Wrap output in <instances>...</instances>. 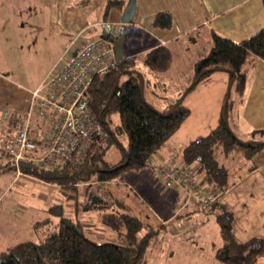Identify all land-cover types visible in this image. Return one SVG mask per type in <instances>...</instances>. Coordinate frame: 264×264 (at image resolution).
Masks as SVG:
<instances>
[{"label": "crops", "instance_id": "0c3cea01", "mask_svg": "<svg viewBox=\"0 0 264 264\" xmlns=\"http://www.w3.org/2000/svg\"><path fill=\"white\" fill-rule=\"evenodd\" d=\"M77 1L15 0L14 4L16 2L18 7L22 6L23 13L19 14L20 9L13 8V0H6L4 5L0 0L2 136L10 137L13 131L19 129V124L13 125V114L24 115L32 91L46 77L68 41L77 37L81 42L99 36L100 28L97 24L104 23L101 7L106 0H89L83 7L73 10L67 8ZM120 1L125 5L126 0ZM2 6L7 9L2 11ZM121 13L112 10L106 22H119ZM158 13L169 14V29L150 26L152 17ZM27 22L31 24L29 30L36 29V36L29 34L26 27L22 26ZM263 27L261 0H135L132 21L124 25L122 50L123 58L138 73L142 98L158 112H167L179 102L189 111L175 133L152 154L148 161L152 172L155 163L170 158L181 161L182 148L205 136L214 127L222 103L229 95L228 79L224 73L216 72L200 78L194 72L195 63L208 54L211 46L210 32L230 42L239 43ZM22 32H26L25 39L21 38ZM17 37L19 39L15 40ZM157 47H165L170 53L167 69L159 72L150 71L143 65L145 55ZM136 63H140L145 70H137ZM229 100L233 102L230 116L240 135L249 138L255 136L253 131L264 129V58L256 60L248 69L243 95L232 92V99L229 96ZM44 130L41 129L39 138L44 137ZM146 177L151 181L153 176L151 179L148 175ZM193 178L200 196L184 208L180 201L184 198L182 191L159 186L153 188L147 185V190L142 191L145 197L155 201L157 207L149 206L143 198V206L128 204L126 199L121 200L123 212L137 219L146 229L157 233L145 252L146 264L151 262L150 259L154 264H160L163 259L173 257L177 253L176 247L184 246L182 244L193 246L189 253L190 257L194 255L195 258L187 260L192 264H200L202 257L206 264H221L215 258L217 249L223 245L217 222L219 214L229 216V229L235 243L242 244L251 238L264 239V148L252 156L243 173L230 176L231 185L216 199L217 207L208 212L199 211L201 206H208L207 188L198 184L199 176ZM144 183L147 184L146 181ZM109 193L112 198L116 195L111 191ZM95 198L86 196L83 204ZM177 200L180 203L174 204ZM167 201L171 203L167 204ZM202 213L208 218L212 217L214 227H217L221 243L217 248H212V245L207 248L206 238L198 239L193 235L208 219L203 217L199 220ZM178 215L180 217L176 218ZM185 227L189 229L185 230ZM189 233L193 237L184 240L183 237ZM97 236L101 237L99 233ZM106 237L110 239H105V242L115 239V235L109 234ZM147 254L152 258L147 259Z\"/></svg>", "mask_w": 264, "mask_h": 264}, {"label": "trees", "instance_id": "16d2710c", "mask_svg": "<svg viewBox=\"0 0 264 264\" xmlns=\"http://www.w3.org/2000/svg\"><path fill=\"white\" fill-rule=\"evenodd\" d=\"M88 3L89 0H78L67 8L73 10ZM261 5L264 12V0H261ZM123 7L120 0H106L101 7L102 22H106L112 10L120 12ZM150 26L155 29H169L171 18L167 13H158L152 17ZM99 36L108 39L101 29ZM210 43L208 54L194 65L195 75L202 78L216 72L224 73L228 79L229 95L222 103L214 127L205 136L182 148L180 153L181 162L196 167L194 177L199 176L198 184L209 192L211 198L207 200L205 212L217 207L216 199L231 185L230 175L219 162V157H227L234 152L245 162H249L254 154L264 148V142L240 141L228 124L233 107V102L229 100L230 93L243 95L248 69L256 60L264 58V27L239 43L230 42L210 32ZM169 62L170 53L165 47H157L143 59V65L156 72L167 69ZM115 66L114 71L102 78H94L86 91L89 109L110 135L101 153L76 170L65 168L57 171L20 162L18 168L22 175L31 181L56 187L66 194L76 192L75 183H83L85 187L95 183L93 186L96 185L99 189L105 183L116 181L124 172L137 171L148 166L152 154L175 133L189 111L181 102L167 112L156 111L144 102L140 78L131 69L130 63L123 58ZM121 77L124 79L121 80ZM111 113H115L119 119V130L126 135L127 146L120 147L122 158L119 162L100 167L97 163L109 146H118L115 134L107 127L108 122L104 121L106 115ZM13 119L19 123L17 114H13ZM16 132L13 131L10 137H4L1 133L0 140L12 138ZM252 134L263 135L264 129L255 130ZM11 166V161H1L0 173ZM6 190L0 192V202ZM68 196L73 198V194ZM83 206L84 209L100 208L99 205L92 204L91 199ZM229 221L227 214L217 216L223 245L215 253L216 260L221 264H257L264 255V239L251 238L242 244L235 243L230 233ZM113 223L117 225L114 241L97 242L85 236L82 225L61 215L50 223L44 219L33 225L35 241L17 243L0 251V264H146L144 255L151 246L156 231L146 229L145 225L127 212L119 213L117 217L114 215Z\"/></svg>", "mask_w": 264, "mask_h": 264}, {"label": "built area", "instance_id": "2783aa9c", "mask_svg": "<svg viewBox=\"0 0 264 264\" xmlns=\"http://www.w3.org/2000/svg\"><path fill=\"white\" fill-rule=\"evenodd\" d=\"M97 25L108 39L97 36L81 42L77 37L69 40L46 77L32 91L15 135L0 140V162L11 161L15 177H26L19 171L20 162L57 171L76 170L106 147L110 135L89 109L86 91L94 78H102L116 69L112 41L124 32V25L119 22ZM32 114L41 121V129H46L43 138H39L41 129H30ZM13 121V125L17 124ZM195 169L194 165H184L174 158L153 164L157 182L183 192L182 208L200 196L193 178ZM83 186L86 185L74 184L76 189Z\"/></svg>", "mask_w": 264, "mask_h": 264}, {"label": "rangeland", "instance_id": "374dc122", "mask_svg": "<svg viewBox=\"0 0 264 264\" xmlns=\"http://www.w3.org/2000/svg\"><path fill=\"white\" fill-rule=\"evenodd\" d=\"M2 1L4 5L6 0ZM14 1L15 0H13V8L20 9L18 12L19 14L23 13L21 10L22 6L18 7V3L15 2L14 4ZM6 9V7L2 6V11ZM11 11H13V9H11ZM30 25L31 24L27 22L22 26L26 27L25 29L29 34L36 36V29L32 28L31 30L33 31L29 30L31 28ZM34 26L35 24L33 27ZM25 33L26 32H22L21 38L25 39ZM38 38H40V36H38ZM17 39H19V37L15 40ZM53 44H55V42H53ZM191 54H193V52H191ZM135 68L140 72L145 70L140 63H136ZM122 79H124V77H121V80ZM230 98L232 99V92L230 93ZM23 116L17 115V118L22 120ZM18 119L17 121H19ZM104 121L108 122L107 127L115 134L118 146L115 144L109 146L105 154L102 156L101 161L97 163V166L100 167L112 166L119 162L122 158L120 147L126 148L127 146L126 135L119 130L120 122L117 115L115 113L106 115ZM1 122L2 121H0V123ZM228 124L230 130L240 141L246 142L247 140H252L255 143L264 142V134L252 137L249 136V138L240 135L234 127V121L230 115ZM29 126L30 129L37 128L38 130L42 127L41 121L34 114L30 117ZM43 132L45 133L46 129ZM219 162L224 165L230 176L232 174L235 176L241 174V172L247 167V162H245L239 154L234 152L229 153L227 157L221 155L219 157ZM146 175L149 176V179L153 176L155 180L152 177V180L148 181ZM145 181L147 184L144 183ZM147 185L153 188L156 186L165 188L157 182L150 166H146L137 171L124 172L116 181L110 184L101 185L99 186V189L96 185L87 187L83 186L77 188L75 193L66 192V194L62 193L56 187L34 182L26 177H15L13 166L8 169H3L0 173V192H4L5 189L7 190L5 194H3L0 202V251L12 247L17 243L35 241V232L32 230L33 225L44 219H46L48 223L53 222L54 220L56 221L59 219L60 215L71 220L73 223L82 225L86 237L97 242H104L105 239H110L109 237H106L107 235L110 234L114 236L115 233H117V230L114 229L117 225L113 222L114 215L117 217L119 213H123L122 205L120 204L121 200L126 199L129 202L128 204L135 206L138 204L143 206V198L147 200L149 206L157 207L155 201L145 197V194L142 192L143 190H147ZM110 191L112 194H116L113 195V198L109 195ZM68 194H73V198L69 197ZM86 196H95L98 198L99 202L95 205H99L100 208L84 209L83 202L85 201ZM183 200L180 201L183 202ZM166 203L170 204L171 202L167 201ZM176 203H180L179 200L174 204ZM75 206H77V208H75ZM125 207L127 208V206ZM199 209L202 212L206 208L201 206ZM203 217L208 218L204 213L200 216L199 220ZM98 233L101 237L97 236ZM192 233L184 236V240L191 239L193 237L191 235ZM193 235L198 239L206 238L208 242L205 245L209 246L207 248H210V245H212V248L215 246L217 248L221 244L218 237L219 233L217 227H214L212 217L206 219L202 228L199 231L197 230ZM181 241L183 240L181 239ZM182 245L184 246L176 247L177 253H175L173 257H169L167 260L163 259L160 264H192L187 260H193L195 258L194 255L190 257L189 253L193 246ZM146 258L150 259L152 256L149 257L147 254ZM201 259L204 261L200 260L199 263L206 264L205 259L203 257ZM150 260L151 262H147V264H154V261L152 259ZM257 264H264V255L259 258Z\"/></svg>", "mask_w": 264, "mask_h": 264}, {"label": "water", "instance_id": "95a60500", "mask_svg": "<svg viewBox=\"0 0 264 264\" xmlns=\"http://www.w3.org/2000/svg\"><path fill=\"white\" fill-rule=\"evenodd\" d=\"M135 12V0H126V3L123 7L122 13L119 18V23L123 25H129L132 21L133 14ZM125 34L122 33L116 40L112 41L114 61L120 62L123 59V50L122 44L124 42ZM141 86V83H140ZM114 88V87H113ZM113 92V89H112ZM93 173V171H91ZM98 199H94L92 204L98 203Z\"/></svg>", "mask_w": 264, "mask_h": 264}]
</instances>
